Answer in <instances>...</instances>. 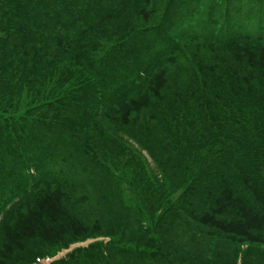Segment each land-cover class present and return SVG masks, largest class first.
<instances>
[{"label":"trees","instance_id":"obj_1","mask_svg":"<svg viewBox=\"0 0 264 264\" xmlns=\"http://www.w3.org/2000/svg\"><path fill=\"white\" fill-rule=\"evenodd\" d=\"M94 235L53 264H264V0H0V264Z\"/></svg>","mask_w":264,"mask_h":264},{"label":"rangeland","instance_id":"obj_2","mask_svg":"<svg viewBox=\"0 0 264 264\" xmlns=\"http://www.w3.org/2000/svg\"><path fill=\"white\" fill-rule=\"evenodd\" d=\"M250 31H251L252 35L256 36L253 30H250ZM243 36H245V34H242V35H241V37H243ZM123 138H125V139L129 142V144H130L131 146H134L135 148H138L137 145H136V143H135V142H134L129 136H125V135H124ZM144 149H146V148H140V151L142 152L143 156H145L146 160H147L148 162H151V160H150V159L148 158V156H147L146 150H144ZM124 199H125L126 201H129V200H130V193H129V192H124ZM155 217H157V214H156ZM67 244H68V243H67ZM67 244H66L65 246H63V247H64V248L67 247ZM60 248H61V247H60ZM60 248H58V249H60Z\"/></svg>","mask_w":264,"mask_h":264}]
</instances>
